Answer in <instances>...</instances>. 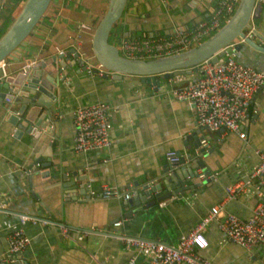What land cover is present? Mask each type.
I'll list each match as a JSON object with an SVG mask.
<instances>
[{
	"label": "crops",
	"instance_id": "crops-1",
	"mask_svg": "<svg viewBox=\"0 0 264 264\" xmlns=\"http://www.w3.org/2000/svg\"><path fill=\"white\" fill-rule=\"evenodd\" d=\"M23 1L0 0V35ZM107 1L52 0L30 34L0 63V70L18 69L38 58L64 52L77 42L84 52L82 56L88 57L85 63L95 65L91 39ZM218 1L127 0L116 29L124 36L138 38L168 35L176 27L190 28L206 18ZM251 24L264 37V0H256ZM253 39L261 42L256 36ZM235 55L245 65L264 68V53L248 45ZM201 74L198 69H183L168 79L161 78V84L155 87L141 82L139 77L117 79L111 72L99 76L75 66L61 81L57 101L51 107L50 117L54 111L57 116L51 117L55 128L48 167L31 168L42 141H36L26 131L14 136L13 126L6 121V111L0 105V202L5 203L6 210L47 222L25 225L30 244L21 255V264H125L133 254L139 262L142 256L135 249L125 248L118 236L176 245L213 205L222 203L224 212L242 218L251 214L257 201L253 188L240 200L223 201L224 187L245 179L258 162L255 149L264 148V87L248 108L246 139L229 132L216 140L214 134L200 130L198 135L208 138L207 149L212 148L203 160L217 180L210 179L168 203H164L165 198L141 208V202L133 206L130 216L125 215L130 208L122 197L89 198L83 191L87 181L96 189L107 184L133 195L136 186L140 189L146 183L159 181L167 168L168 150L186 157L189 151L184 140L199 128L194 112L188 104L175 99L170 89L188 84ZM96 101L110 105L111 144L102 150L77 153L73 150V111ZM57 166L68 176L79 171L75 189L64 187L56 172L45 175ZM116 220H122L117 228L112 225ZM16 222L15 215L0 213V256L7 248L6 234ZM60 226L66 227V235ZM206 235L208 247L198 250L205 259L216 264H264L263 247L248 250L231 241H221L223 235L215 222L208 226Z\"/></svg>",
	"mask_w": 264,
	"mask_h": 264
},
{
	"label": "built area",
	"instance_id": "built-area-1",
	"mask_svg": "<svg viewBox=\"0 0 264 264\" xmlns=\"http://www.w3.org/2000/svg\"><path fill=\"white\" fill-rule=\"evenodd\" d=\"M240 0H219L211 13L190 28L176 27L168 35L144 36L141 38L120 36L118 49L128 58H155L178 53L197 45L211 32L218 30L234 13ZM77 47L79 42L76 43ZM234 43L231 44L233 46ZM236 52L218 57L213 62L205 59L195 67L202 72L188 84L173 86L171 95L185 102L196 116L200 130L214 134L216 140H222L225 133L233 132L241 139H246L244 122L248 117V108L257 92L264 87V68L256 69L245 65L236 59ZM28 62L27 65L30 66ZM84 70L88 74L103 76L107 73L100 64L85 63ZM57 112L51 113L55 119ZM110 105L96 101L79 106L73 111V150L83 153L88 150H102L111 144L110 137ZM202 145L208 147V141L203 139ZM199 151L196 150V153ZM258 162L249 171L245 179H238L224 187L226 200H240L250 193L251 188L257 194V201L247 218L222 210V203L213 205L193 228L179 239L176 245L161 241L146 240L132 236H118L127 249H135L142 256L137 262V255H132L125 264H216L205 259L198 250L207 248L209 240L206 235L208 226L215 222L222 233L221 241H231L250 250L264 248V148L255 149ZM166 166L173 170L183 165L181 155L175 150L165 153ZM187 161V160H185ZM203 176V175H201ZM200 176V177H201ZM217 180L215 173L204 176ZM153 183L150 182L149 185ZM89 198L107 199L122 197L129 199L130 191H120L107 184H101L98 189L90 182H84ZM15 215L17 222L6 234V251L0 256V263L21 264L24 250L30 244V238L25 231L29 222L36 224L41 220L35 216L14 213L6 210L4 202H0V213ZM122 220L113 222V227L121 225ZM64 235L66 227L60 226Z\"/></svg>",
	"mask_w": 264,
	"mask_h": 264
},
{
	"label": "water",
	"instance_id": "water-1",
	"mask_svg": "<svg viewBox=\"0 0 264 264\" xmlns=\"http://www.w3.org/2000/svg\"><path fill=\"white\" fill-rule=\"evenodd\" d=\"M51 1L22 2L17 14L0 36V63H3L30 34L48 10ZM126 3L127 0L107 1L105 12L96 24L91 39L92 57L96 64H100L117 79L134 76L139 77L141 82L157 87L161 84V78L168 79L183 69H187V72H190L191 68L197 71L195 66L205 59L215 62L218 57L240 51L244 45L264 53V37L251 24L256 0H240L232 16L214 34L187 50L155 58L125 57L108 39L114 25L122 17ZM253 36L258 37L261 42L255 41ZM72 45L59 54L38 58L30 66L26 63L18 69H13L16 71L7 68L0 70V105L6 111V121L13 126L14 136L19 137L21 131H26L36 141H42L41 149L31 168L48 167L51 164L50 143L54 136L52 130L55 128V123L51 122L50 117L51 107L57 101L60 83L67 74L75 66L85 68L88 57L82 56L84 52L76 44ZM199 132L200 129L196 130L184 140V143L188 144L189 152L186 157L181 156L184 162L182 166L173 170L166 168L158 182L151 185L146 183L140 189L138 186L134 188L133 195L124 201L127 208H130L126 216H130L134 211V205L142 202L141 208H145L165 198L168 199L164 203H168L211 179L209 176L202 181L198 180L201 175H210L203 156L212 151V148L207 149L206 145H202V140L208 138L199 136ZM196 150L199 152L195 153ZM198 170H201V173H198ZM51 172L57 173L58 179L64 182V187L75 189L79 171H73L72 175L68 176L66 171L57 166L47 170L45 175L49 176ZM83 191L85 192V189Z\"/></svg>",
	"mask_w": 264,
	"mask_h": 264
},
{
	"label": "trees",
	"instance_id": "trees-1",
	"mask_svg": "<svg viewBox=\"0 0 264 264\" xmlns=\"http://www.w3.org/2000/svg\"><path fill=\"white\" fill-rule=\"evenodd\" d=\"M225 22H223L222 23V25L224 24ZM221 25V26H222ZM114 27H115V29H116V24L114 25ZM114 27H113V29L111 30V32H110V35H109V42L110 43H112V44H114V45H116V46H118V44H116V42H117V40H119L120 39V36H122L123 34H121V33H119V34H117V36H115V29H114ZM215 33V31L214 32H211L208 36H206L203 40H205V39H207L208 37H210L212 34H214Z\"/></svg>",
	"mask_w": 264,
	"mask_h": 264
},
{
	"label": "rangeland",
	"instance_id": "rangeland-1",
	"mask_svg": "<svg viewBox=\"0 0 264 264\" xmlns=\"http://www.w3.org/2000/svg\"><path fill=\"white\" fill-rule=\"evenodd\" d=\"M7 27H8V26H7ZM114 29H115V27H114ZM115 31H116V32H115V36H117V34H119V33H120V31H119V30H117V29H116ZM3 33H4V32H3ZM3 33H2V34H3ZM111 33H112V32H111ZM116 33H117V34H116ZM2 34H1V35H2ZM1 35H0V36H1ZM118 43H119V40H117L116 44H118Z\"/></svg>",
	"mask_w": 264,
	"mask_h": 264
}]
</instances>
